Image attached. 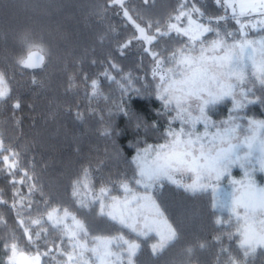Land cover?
Masks as SVG:
<instances>
[{"label": "trees", "instance_id": "16d2710c", "mask_svg": "<svg viewBox=\"0 0 264 264\" xmlns=\"http://www.w3.org/2000/svg\"><path fill=\"white\" fill-rule=\"evenodd\" d=\"M181 2L124 0L136 23L142 27L158 23L162 29ZM197 6L208 16L222 14L214 0H199ZM228 27L234 28V22L229 21ZM136 35L133 23L112 0H0V72L10 81L12 97L10 102L0 103V138L5 147L19 154L17 167H26L37 183L31 207L26 208L27 199L21 201L17 196L14 201L13 197L14 193L26 195L27 184L13 188L7 166L0 165V199L7 202L0 204V263H6L8 253L2 246L13 238L18 247L35 254L19 221H23L24 227L34 229L32 220L46 218L42 199L76 210L72 185L85 168L95 169L92 175L97 188L109 180L130 179L134 167L133 145L163 142L170 117L163 113L161 102L151 91H146L154 84L151 51L166 56L178 45L172 36H167L147 47L134 38ZM129 40L131 44L122 48ZM28 43L44 45L47 55L43 68L27 69L17 64L26 56ZM111 64L116 68H111ZM105 71L119 81L131 78L132 86L143 95L129 92L122 98L119 85L105 79ZM92 80L99 82L100 95L96 97L91 95ZM254 91L259 100L249 104L241 114L264 120V102H261L264 92L259 86ZM121 99L149 125L147 131L143 128L137 131L115 111ZM17 100L21 106L14 109L12 104ZM231 108V101L226 100L215 106L212 117L224 119ZM153 121L157 125L154 129L150 127ZM109 124L119 135L103 134ZM41 188L44 197L40 195ZM153 194L177 230L178 238L159 254H153L151 238H138L141 246L135 264H228L227 253L242 257L235 228L227 222L229 214L213 206L208 192L192 194L164 183ZM96 211L93 209L81 218L97 234L114 233L116 226L97 216ZM48 232L47 243L36 242L40 253L47 247L55 251L52 242L61 239L62 234L51 228ZM189 248L191 253L187 251ZM222 249H227V253ZM42 257V264L62 261L59 255L55 260ZM246 264H264V249L259 248Z\"/></svg>", "mask_w": 264, "mask_h": 264}, {"label": "snow or ice", "instance_id": "6c2138e0", "mask_svg": "<svg viewBox=\"0 0 264 264\" xmlns=\"http://www.w3.org/2000/svg\"><path fill=\"white\" fill-rule=\"evenodd\" d=\"M112 3L133 23L138 33L134 38L144 45L167 36H172L178 45L166 56L151 51L154 84L146 91H151L161 102L163 113L170 117L163 142H145L142 147L140 142L133 145L135 155L131 164L134 167L130 179L109 180L97 188L92 175L95 169L85 168L72 185L76 210L42 199L46 218L32 220L34 229L24 227L23 221H19L35 254L18 247L13 238L2 246L7 249L8 264H41V255L53 260L59 255L61 264H134L140 250L138 238L151 232L160 237V242L152 245L153 254L162 253L178 238L177 230L168 223L164 209L153 194L163 188L165 181L192 194L211 190L213 206L229 213L227 222L235 228L242 250V257H234L222 249L227 253V262L246 264L258 248L264 249V186L257 185L254 179L255 172H264V120L241 115L243 109L259 100L254 89L259 86L264 92V0H214L222 13L214 17L197 6L199 0H182L163 29L158 23L143 27L136 23L124 0H112ZM229 21L234 22V28L228 27ZM129 44L131 40L121 47ZM46 55L43 44L28 43L26 56L17 64L27 69L43 68ZM110 67L115 69L116 65ZM103 75L119 85L122 98L129 92L143 95L132 86L131 78L119 81L108 71ZM90 87L93 97L100 95L97 80H92ZM11 99L10 81L0 72V103ZM226 100L232 104L227 117L214 120L212 110ZM20 106L18 100L12 104L14 109ZM115 111L127 118L137 131L141 128L147 131L149 125L127 107V101L121 99ZM80 118L77 113V119ZM242 120H246V125ZM176 122L178 126L173 127ZM150 127L154 129L157 125L153 121ZM103 134L119 135L111 124ZM18 162L19 154L5 147L0 138V165L7 166L13 188L27 184V194L14 193L13 199L17 196L21 201L27 199L29 204L25 207L30 208L37 183L26 167H17ZM236 167L243 171L240 180L232 176V169ZM185 176L190 183L183 181ZM39 191L44 197L43 189ZM4 203L7 202L0 199V204ZM93 209L98 210L97 216L116 226L114 233L92 231L81 216ZM49 228L62 234L61 239L52 242L55 251L47 247L40 253L36 242L47 243ZM187 251L191 253L192 249Z\"/></svg>", "mask_w": 264, "mask_h": 264}, {"label": "rangeland", "instance_id": "374dc122", "mask_svg": "<svg viewBox=\"0 0 264 264\" xmlns=\"http://www.w3.org/2000/svg\"><path fill=\"white\" fill-rule=\"evenodd\" d=\"M146 46L148 47V45H146ZM147 49H148V48H147ZM241 115L244 116L243 114H241ZM244 117H245V116H244ZM247 118H250V117H247ZM213 119H214V118H213ZM222 119H223V118H222ZM224 119H225V118H224ZM214 120L219 121V120H221V119H218V120H217V119H214ZM256 120H259V119H256ZM178 123H179V122H176L175 125L178 126ZM241 123L246 125V120H242ZM232 176H233L235 179L240 180V179L243 178V171H242L240 168H238V167L233 168V169H232ZM254 179H255L257 185H259V186H264V172H259V171L255 172V173H254ZM183 181H184L185 183H190V182H191L190 180H188V177H187V176H185V177L183 178ZM164 183H170V182L165 181ZM222 183H224V181H222ZM173 185H174V184H173ZM175 186H176V185H175ZM180 188H182V187H180ZM182 189H184V188H182ZM207 192L209 193L210 198H211V201H212V204H213L211 190H209V191H207ZM197 193H199V192H197ZM215 208L218 209V210H220V211H222V212H226L227 214H229V213L227 212V210H225V209H222V208H219V207H215ZM165 216H166V215H165ZM167 220H168V219H167ZM168 223H169V221H168ZM144 238H151L153 244H157V243L160 242V237H159L155 232H151V233H149L147 236H144ZM237 240H238V243H239V238H238ZM138 243H140V242L138 241ZM140 246H141V243H140ZM258 249H259V248H258ZM258 249H257V250H258ZM138 252H139V251H138ZM32 255H34V254H32ZM5 260H6V261H5L6 263H3V264H8V253H7V257H6ZM42 260H43V257H42V255H41V264H42ZM0 264H2V263H0ZM134 264H135V257H134Z\"/></svg>", "mask_w": 264, "mask_h": 264}, {"label": "water", "instance_id": "95a60500", "mask_svg": "<svg viewBox=\"0 0 264 264\" xmlns=\"http://www.w3.org/2000/svg\"><path fill=\"white\" fill-rule=\"evenodd\" d=\"M35 69H37V68H35Z\"/></svg>", "mask_w": 264, "mask_h": 264}]
</instances>
